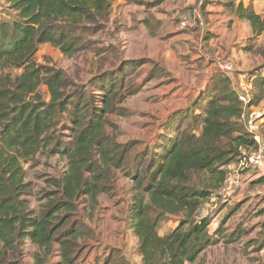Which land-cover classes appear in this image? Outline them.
I'll return each mask as SVG.
<instances>
[{
    "label": "trees",
    "instance_id": "1",
    "mask_svg": "<svg viewBox=\"0 0 264 264\" xmlns=\"http://www.w3.org/2000/svg\"><path fill=\"white\" fill-rule=\"evenodd\" d=\"M163 1L130 0L148 10ZM3 3L9 16L0 18V264H24L18 257L27 242L38 251L33 264H45L55 253L56 264H77L81 243L90 237L78 217L80 202L92 215L98 197L110 196L115 189L116 171L132 184L128 218L139 264H203L196 261L217 243L216 237L230 244L245 235L237 231L225 237L223 223L210 235L211 218L199 213L222 189L227 167L258 150L240 122L245 109L239 99L242 93L232 87L229 76H211L191 108L169 116L156 145L134 153L137 141L121 144L107 133L106 126L116 129L107 115L124 114L118 105L140 90L126 84V78L149 60L118 63L114 57L111 71L96 74L87 87L35 62L45 44L67 58L88 51L98 56V62L105 61L106 52L118 56L115 47L97 48L89 39L107 29L111 0ZM235 12L248 23L252 39L262 37L264 42V17L242 3ZM253 48L249 44L244 49L251 53ZM6 69L21 73L12 77L3 73ZM257 76L253 84L263 95L264 74ZM42 85L48 89V102L39 95ZM261 98L250 97L247 108L258 106ZM63 119L67 125L57 130ZM65 129L69 136L63 134ZM38 155L44 160L61 158L66 170L59 178L45 179L40 193L45 203L35 210L28 200L32 188L24 165H37ZM169 217H177L178 224L160 235L159 225ZM102 257L94 264H130L117 248Z\"/></svg>",
    "mask_w": 264,
    "mask_h": 264
},
{
    "label": "rangeland",
    "instance_id": "2",
    "mask_svg": "<svg viewBox=\"0 0 264 264\" xmlns=\"http://www.w3.org/2000/svg\"><path fill=\"white\" fill-rule=\"evenodd\" d=\"M143 1L150 3L154 0ZM210 1L212 0H207L204 7L199 8L198 0H193L190 6L164 0L159 7L148 10L130 0H111L112 9L107 29L89 39L97 48L115 47L118 56L106 52L103 54L105 61L98 62V56L88 51L67 58L58 49L45 44L35 54V62L60 70L75 85L87 87L96 74L111 71L113 67L110 65L116 63L114 57L118 58V63L149 60V63L141 65L126 78V84L130 82L140 86V90L118 105L124 110V114L107 115V119L116 126V129L106 126L107 133L116 137L121 144L137 141L134 153L142 152L146 147L152 149L169 116L177 110L191 108L209 78L223 74L215 64L218 61L230 62L233 66V73L228 75L233 80L231 84L235 83L239 92L248 94L254 101L256 97H262L258 106L251 110L263 113V117L256 123L264 148V94L253 84L255 78L259 77L257 75L264 74V42L262 37L252 39V32L245 33L243 22L237 24L231 20L236 16L230 13L224 22L230 20V24H234L233 31H222L220 42L207 51L208 45L204 43L207 38L203 37L210 25L205 16L206 6ZM3 2L4 0H0V18L9 16ZM187 11L188 15L184 16ZM256 12L264 17V0L257 1ZM189 19L195 22L191 28L177 29L179 22ZM197 20H201L202 25ZM249 44L254 46L251 53L237 50ZM257 50L260 52L255 53ZM99 67H102L100 72ZM3 73L13 77L19 75L21 70L6 69ZM38 92L45 102L50 100L46 86H40ZM64 123L67 125L65 119L57 130H62ZM63 134L69 136V131L65 129ZM37 158L40 160L37 165H24L27 181L32 188V195L28 200L31 209L35 210L45 203L40 195L45 188V179L59 178L66 170V162L61 158L44 160L40 155ZM227 171L228 178L222 189L205 202L199 213L200 216L211 218L208 229L210 235L216 232L221 223L225 237L237 231L244 232L245 235L230 244H226L224 238L216 237L217 243L208 246L196 263L264 264V182L259 181L264 177L243 169L240 162L228 166ZM114 174L115 189L110 196L98 197V205L92 215L83 211L85 204L80 202L78 217L89 228L90 237L81 243L82 253L77 264H94L96 258L115 248L122 251L130 264H139L137 240L129 228L128 218L132 184L122 172L116 171ZM178 220L177 217L164 220L159 225V234L164 235L174 230ZM22 250L19 260L24 264H33L34 255L38 252L36 247L27 242ZM58 261V254L55 253L45 264H56Z\"/></svg>",
    "mask_w": 264,
    "mask_h": 264
},
{
    "label": "built area",
    "instance_id": "3",
    "mask_svg": "<svg viewBox=\"0 0 264 264\" xmlns=\"http://www.w3.org/2000/svg\"><path fill=\"white\" fill-rule=\"evenodd\" d=\"M206 0H198V7L202 8ZM199 25H202L201 20H197ZM194 21L191 19L179 22L177 29L186 30L191 28L194 25ZM219 71L225 75H230L233 73V66L230 62L218 61L216 64ZM240 101L243 102L245 109L240 116V122L243 125L245 131L251 135L253 140L258 144V150L252 156L249 155L244 157L240 165L243 169L250 171L258 177H264V148L262 146V139L259 134V127L257 125V120L263 117V113H258L257 111L247 108V105L250 102V97L248 94L242 93L239 97Z\"/></svg>",
    "mask_w": 264,
    "mask_h": 264
},
{
    "label": "crops",
    "instance_id": "4",
    "mask_svg": "<svg viewBox=\"0 0 264 264\" xmlns=\"http://www.w3.org/2000/svg\"><path fill=\"white\" fill-rule=\"evenodd\" d=\"M171 1H178L184 6H190L193 3V0H171ZM257 1L258 0H212L210 1L209 4L206 6V11H205L206 21H209L210 23L209 28L207 29L205 36L203 37V39L207 38V40L204 41L205 45H208L206 50L207 51L212 50V48L210 47H215L216 43L220 42L222 38L220 33L222 31L224 30L233 31L234 24H230V20L226 23L224 22L226 21L227 16L230 13L236 16L235 19L234 17L230 18L231 20L236 21L237 24H239V22H243V24L245 25L244 26L245 33L251 32V28L249 27L248 23L238 18L235 12V8L240 3H242L244 7H247L248 5H252L255 13H257L256 12ZM187 15H188V11L184 13V16H187ZM187 38H189V36H187ZM235 46L236 44L233 45V47ZM244 48L245 46H242L240 50L239 49L237 50L241 53H247L245 52ZM231 82H233L232 78H231ZM231 85L233 88L235 87L237 88L235 83H232Z\"/></svg>",
    "mask_w": 264,
    "mask_h": 264
}]
</instances>
